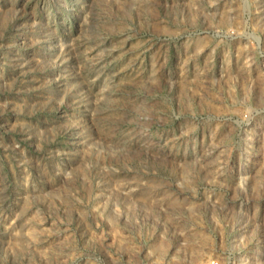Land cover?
<instances>
[{"label": "rangeland", "instance_id": "1", "mask_svg": "<svg viewBox=\"0 0 264 264\" xmlns=\"http://www.w3.org/2000/svg\"><path fill=\"white\" fill-rule=\"evenodd\" d=\"M264 264V0H0V264Z\"/></svg>", "mask_w": 264, "mask_h": 264}, {"label": "built area", "instance_id": "2", "mask_svg": "<svg viewBox=\"0 0 264 264\" xmlns=\"http://www.w3.org/2000/svg\"><path fill=\"white\" fill-rule=\"evenodd\" d=\"M213 264H215V262H213Z\"/></svg>", "mask_w": 264, "mask_h": 264}]
</instances>
